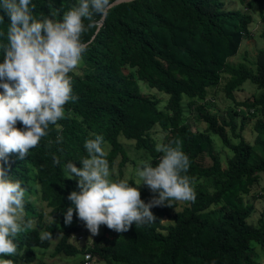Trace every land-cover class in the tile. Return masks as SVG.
I'll use <instances>...</instances> for the list:
<instances>
[{
  "label": "trees",
  "instance_id": "trees-1",
  "mask_svg": "<svg viewBox=\"0 0 264 264\" xmlns=\"http://www.w3.org/2000/svg\"><path fill=\"white\" fill-rule=\"evenodd\" d=\"M239 2L242 9L226 8L222 0L120 2L110 7L98 31L89 29L82 34L87 41L95 33L82 54L80 70L69 73L76 100L64 105L65 114L57 121L61 128L49 125L47 135L23 159L9 154L8 172L26 188L24 219L33 226L17 234L16 254L4 259L13 264L32 262L36 259L33 248L46 249L58 236L54 254L82 255L79 264H83L85 253L106 264H258L256 258L261 255L252 242L264 256V207L257 224L249 222L254 204L243 195L264 179V118L255 120L251 144L241 133L243 120L236 131L235 110L227 111L225 118L208 112L203 102L195 103L226 74L229 79L223 90L227 97H233V90L245 81L259 90L250 100L237 101V111L254 108L264 116V51L257 53L254 69L227 61L250 35L252 15L246 9L264 6V0ZM75 3L31 0L30 7L37 19L48 16L59 20ZM7 25L5 16L0 20V32L6 33ZM260 37L264 40V30ZM6 43V35L0 36V46ZM138 80L142 82L138 84ZM140 84L167 95L163 108L158 106L161 99L153 92H142ZM183 95L189 106L194 105L198 120L206 123L204 129L193 130L185 121ZM154 126L163 133L160 144L178 145L187 155L190 185L199 178L209 179L210 191L198 184L191 186L194 199L181 209L169 213L165 205L154 206L150 211L156 219L151 224H133L120 233L105 226L106 236L76 246L69 240L71 233L86 228L75 210L69 224L63 221V211L71 205L67 194L78 191L76 179L64 178V162L73 160L80 167L78 159L86 156L85 139L99 134L107 144L110 170L115 171L116 166L118 175L128 160L119 135L132 140L136 149L147 151L155 165L162 153L157 151L158 138L151 134ZM16 127H21L19 121ZM210 133L232 150L224 167ZM203 155L210 158L209 165L200 163ZM53 157L59 162L54 164ZM139 191L145 202L154 195L147 187ZM216 206L220 215L214 213ZM51 216L54 219H49ZM164 218L169 222L164 224ZM44 232L49 238L42 240Z\"/></svg>",
  "mask_w": 264,
  "mask_h": 264
},
{
  "label": "clouds",
  "instance_id": "clouds-1",
  "mask_svg": "<svg viewBox=\"0 0 264 264\" xmlns=\"http://www.w3.org/2000/svg\"><path fill=\"white\" fill-rule=\"evenodd\" d=\"M111 4L112 0H76L56 20L35 18L31 0H0V20L5 16L8 20L6 33L0 32L7 40L0 46V264H13L4 257L16 254L14 238L33 226L24 219L26 188L8 172L9 154L23 159L47 135L49 125L61 128L57 121L65 114L64 105L76 100L69 73L76 70L95 35L85 41L82 34L99 30V22L107 18ZM93 135L84 141L86 156L78 159L80 167L73 160L63 165L64 178H75L78 188L67 194L71 205L63 211L65 224L72 221L75 210L77 219L92 235L100 225L126 232L133 224H151L156 219L150 211L154 206L194 199L186 175L188 157L178 145H157L162 153L158 162L137 165L138 182L130 185L127 179L112 178L107 144L102 135ZM60 139L58 135L57 143ZM58 162L53 157V163ZM141 184L154 194L147 202L140 197L137 186ZM47 238L48 232L40 237Z\"/></svg>",
  "mask_w": 264,
  "mask_h": 264
},
{
  "label": "rangeland",
  "instance_id": "rangeland-1",
  "mask_svg": "<svg viewBox=\"0 0 264 264\" xmlns=\"http://www.w3.org/2000/svg\"><path fill=\"white\" fill-rule=\"evenodd\" d=\"M226 8H235L242 9L243 5L239 2V0H222ZM252 15V22L249 24L250 35L244 37L241 41L240 46L237 52L227 59L228 63L234 66L239 64H243L247 67L253 68L255 67L256 55L260 50L264 51V40L260 37V32L264 30V6L259 7L258 5H254L251 9H246ZM80 65V64H79ZM79 65L76 68V71H79ZM229 79V76L226 74H222L220 77V81L216 87L209 88L207 91V95L204 97L202 101L197 100L195 103L203 102L205 109L210 112L217 114L218 116H224L228 118L227 111L235 110L236 114L234 115V119L237 125L236 131L238 132L241 121H244L242 126V135L249 142L253 143V139L255 138V131L253 130V124L255 120L259 117L264 118L260 114L258 109L254 108H245L237 111V101L250 100L254 96H257L259 93L256 85L252 84L250 81H245L241 85H239L236 89L233 90V97H227L223 90L225 82ZM138 84L142 81L138 80ZM147 86V85H146ZM143 84H140V90L142 92L155 93L160 99L159 107L163 108L167 100V95L161 91L156 90L155 88L146 87ZM182 104L184 108V119L187 123L190 124L193 130H202L206 127V123L201 120H198L196 117V110L194 105L189 106L187 102V98L183 95ZM228 134L230 135V130L228 129ZM152 136H156L158 145L161 143V138H159L163 133L158 129V127L154 126L151 129ZM210 137L212 140L214 151L216 152L222 167L225 166L226 160L231 155L232 150L228 147L222 145L220 137L216 134L210 133ZM118 140L121 142L123 148L125 149V153L127 155L128 160L122 166L121 175L117 174L116 166L115 171H111L112 178L116 179L118 175V179H127L129 180V184L132 185L133 182H138V177L135 175L136 166L141 164L142 162H150V155L147 151L143 149H136L133 145L132 140L126 139L122 135L118 136ZM231 140L235 141V139L231 136ZM200 163L203 165L210 164V158L207 155H203L200 157ZM262 178V177H261ZM264 178V175H263ZM75 179V178H73ZM132 182L130 183V181ZM200 185L204 190L210 191L211 182L209 179L199 178L194 180L190 186ZM139 190H142L145 185L141 184L137 186ZM34 197V196H30ZM243 199L245 201H250L254 204V211L248 218V221L257 224V219L260 216V213L264 207V179H261L260 183L255 184L252 189L243 195ZM36 202V201H35ZM186 204V201H176L173 206H166L167 211L169 213H173L176 210L182 208L183 205ZM45 211V210H44ZM215 215H220L219 206L214 207ZM47 221V217L44 219ZM169 220L167 218L163 219V223H168ZM85 232V233H84ZM84 232L75 231L71 233L69 240L73 242L76 246L81 247L84 243H91V241L98 236H106L107 230L105 225H100L97 234L92 235L88 232L87 229ZM42 233V232H41ZM81 236V238H78ZM58 236L51 239L49 246L46 249L40 247H34L33 250L36 254V259L32 262H21L20 260L15 264H79L81 263L82 255L76 254L74 256H66L61 253L54 254L53 246L57 240ZM252 245L258 249L260 258H256L257 263L260 264V261L264 259L262 256V251L257 247L255 242H252ZM84 258V256H83ZM88 264H106L105 261L99 260L98 258L89 259Z\"/></svg>",
  "mask_w": 264,
  "mask_h": 264
},
{
  "label": "water",
  "instance_id": "water-1",
  "mask_svg": "<svg viewBox=\"0 0 264 264\" xmlns=\"http://www.w3.org/2000/svg\"><path fill=\"white\" fill-rule=\"evenodd\" d=\"M127 1H131V0H113V1H112V4H111V7H112L113 5H115V4L120 3V2H127ZM102 21H103V20H102ZM102 21L99 22V25H98V26L101 25ZM95 32H96V30H95ZM91 37H93V35H92Z\"/></svg>",
  "mask_w": 264,
  "mask_h": 264
},
{
  "label": "built area",
  "instance_id": "built-area-1",
  "mask_svg": "<svg viewBox=\"0 0 264 264\" xmlns=\"http://www.w3.org/2000/svg\"><path fill=\"white\" fill-rule=\"evenodd\" d=\"M78 238H81V236H79ZM89 259L92 260L90 254L89 253H85L84 254V262H83V264H88Z\"/></svg>",
  "mask_w": 264,
  "mask_h": 264
}]
</instances>
